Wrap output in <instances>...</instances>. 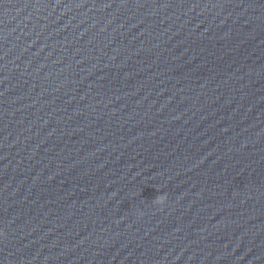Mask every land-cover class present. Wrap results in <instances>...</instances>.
Returning <instances> with one entry per match:
<instances>
[{
    "label": "water",
    "instance_id": "water-1",
    "mask_svg": "<svg viewBox=\"0 0 264 264\" xmlns=\"http://www.w3.org/2000/svg\"><path fill=\"white\" fill-rule=\"evenodd\" d=\"M0 264H264V0H0Z\"/></svg>",
    "mask_w": 264,
    "mask_h": 264
},
{
    "label": "clouds",
    "instance_id": "clouds-1",
    "mask_svg": "<svg viewBox=\"0 0 264 264\" xmlns=\"http://www.w3.org/2000/svg\"><path fill=\"white\" fill-rule=\"evenodd\" d=\"M166 200V196H164V195H160V196H158L157 198H156V203H159V204H162V203H164V201Z\"/></svg>",
    "mask_w": 264,
    "mask_h": 264
}]
</instances>
